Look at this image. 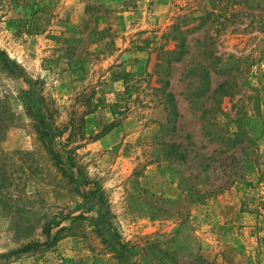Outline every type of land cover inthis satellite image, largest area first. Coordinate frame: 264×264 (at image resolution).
I'll use <instances>...</instances> for the list:
<instances>
[{"label": "rangeland", "instance_id": "rangeland-1", "mask_svg": "<svg viewBox=\"0 0 264 264\" xmlns=\"http://www.w3.org/2000/svg\"><path fill=\"white\" fill-rule=\"evenodd\" d=\"M256 1L0 0V47L40 80L56 125L72 117L69 147L136 264H264ZM27 87L0 66V253L34 244L0 264H120L99 206L84 211L39 140Z\"/></svg>", "mask_w": 264, "mask_h": 264}, {"label": "trees", "instance_id": "trees-1", "mask_svg": "<svg viewBox=\"0 0 264 264\" xmlns=\"http://www.w3.org/2000/svg\"><path fill=\"white\" fill-rule=\"evenodd\" d=\"M247 1H249V5L252 7L261 5L256 0ZM259 2L264 3V0H260ZM262 6L264 7V4ZM0 66L14 76L20 77L27 84V89L23 90L21 94L25 113L32 120L34 130L46 151H48L52 163L59 169L62 176L66 177L75 186L76 193L82 198V202L86 206L84 211L89 212L95 206H99L97 214L94 216L96 219L98 218L96 229L99 233H102L103 239L114 247L118 263L136 264L134 257L139 251L138 245L120 240L119 232L111 227L110 221L107 218L108 210L105 209L106 202L102 185L98 180L87 177L82 170V166L76 162L74 152L78 146L69 147V143L74 139L73 129L75 127L72 117L69 118L64 127L56 125L53 118V109L38 87L40 80L31 77L24 66L2 47H0ZM81 119L83 120V118ZM68 130V135L65 137L64 133ZM84 211L76 216H72V220L83 217ZM50 229L51 227L49 226L45 230L48 237L51 236ZM54 238L55 235L51 237L52 240ZM33 247V243H28L16 249L12 248L6 252H1L0 258L2 256L27 252ZM147 263L148 261L145 264ZM92 264H110V262L107 257L98 254L93 257Z\"/></svg>", "mask_w": 264, "mask_h": 264}]
</instances>
